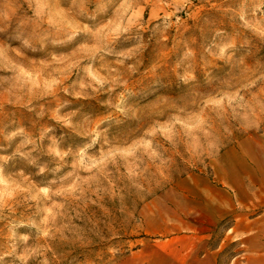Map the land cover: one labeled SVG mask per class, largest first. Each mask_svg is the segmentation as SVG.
Segmentation results:
<instances>
[{
	"label": "clouds",
	"instance_id": "clouds-1",
	"mask_svg": "<svg viewBox=\"0 0 264 264\" xmlns=\"http://www.w3.org/2000/svg\"><path fill=\"white\" fill-rule=\"evenodd\" d=\"M262 126L264 0H0V264H123L141 204Z\"/></svg>",
	"mask_w": 264,
	"mask_h": 264
},
{
	"label": "rangeland",
	"instance_id": "rangeland-1",
	"mask_svg": "<svg viewBox=\"0 0 264 264\" xmlns=\"http://www.w3.org/2000/svg\"><path fill=\"white\" fill-rule=\"evenodd\" d=\"M125 235L123 264H264V137L241 134L214 163L176 175Z\"/></svg>",
	"mask_w": 264,
	"mask_h": 264
}]
</instances>
